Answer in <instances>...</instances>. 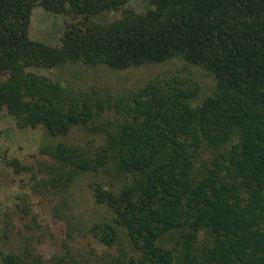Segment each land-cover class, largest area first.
<instances>
[{"label": "trees", "instance_id": "obj_1", "mask_svg": "<svg viewBox=\"0 0 264 264\" xmlns=\"http://www.w3.org/2000/svg\"><path fill=\"white\" fill-rule=\"evenodd\" d=\"M132 2L0 0V112L48 133L52 187L90 179L105 213L89 232L116 246L111 264H264V0ZM37 7L61 19L56 37H32ZM176 59L207 71L211 92L179 71L137 88L48 74ZM77 126L94 136L56 139ZM64 246L52 264H89ZM37 262L0 250V264Z\"/></svg>", "mask_w": 264, "mask_h": 264}, {"label": "rangeland", "instance_id": "obj_2", "mask_svg": "<svg viewBox=\"0 0 264 264\" xmlns=\"http://www.w3.org/2000/svg\"><path fill=\"white\" fill-rule=\"evenodd\" d=\"M147 0H133L135 7L146 6ZM55 19L42 7L33 11L31 35L33 38L56 37L60 27ZM59 27V28H56ZM61 26V25H60ZM75 66L54 69L48 73L55 78H64L72 83L95 84L101 88H137L151 77L180 73L191 77L201 85L202 94L214 87L212 77L198 66L183 67L176 59L158 64L142 65L124 70L99 68L87 73L84 80L74 76ZM54 74V75H53ZM81 80V81H80ZM112 116L106 112L104 118ZM48 133L40 126L20 128L6 112H0V250L13 251L37 264H52L55 255L69 251L79 260L89 264H111L118 255L116 246L100 243L89 228L100 218L105 209L95 202L89 178L81 187L58 189L49 183V164L54 160L40 152ZM94 136L82 126L75 127L69 134L57 140L86 143ZM19 162L17 168L11 160ZM48 164V165H46Z\"/></svg>", "mask_w": 264, "mask_h": 264}]
</instances>
